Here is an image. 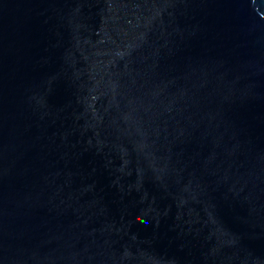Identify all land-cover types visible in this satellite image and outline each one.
Returning <instances> with one entry per match:
<instances>
[{
  "label": "water",
  "instance_id": "obj_1",
  "mask_svg": "<svg viewBox=\"0 0 264 264\" xmlns=\"http://www.w3.org/2000/svg\"><path fill=\"white\" fill-rule=\"evenodd\" d=\"M0 264H264V0H0Z\"/></svg>",
  "mask_w": 264,
  "mask_h": 264
}]
</instances>
